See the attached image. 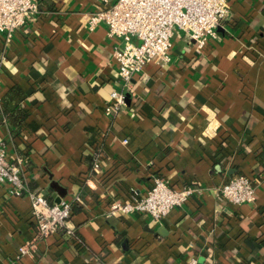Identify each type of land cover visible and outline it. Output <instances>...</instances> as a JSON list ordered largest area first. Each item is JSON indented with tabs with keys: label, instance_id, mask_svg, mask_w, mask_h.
Returning <instances> with one entry per match:
<instances>
[{
	"label": "crops",
	"instance_id": "obj_1",
	"mask_svg": "<svg viewBox=\"0 0 264 264\" xmlns=\"http://www.w3.org/2000/svg\"><path fill=\"white\" fill-rule=\"evenodd\" d=\"M97 0H39L34 21L9 42L0 34V141L22 159L30 190L52 203L72 200L66 228L34 235L29 198L0 185V264H264V0H232L230 16L202 48L177 30L171 61L145 65L122 91L106 27L82 14ZM24 94V121L8 123L1 98ZM123 139L127 141L124 142ZM101 153L98 172L88 147ZM242 173L257 179L255 201L233 205L219 185ZM164 177L201 192L160 221L108 214ZM29 242V253L19 246Z\"/></svg>",
	"mask_w": 264,
	"mask_h": 264
},
{
	"label": "built area",
	"instance_id": "obj_2",
	"mask_svg": "<svg viewBox=\"0 0 264 264\" xmlns=\"http://www.w3.org/2000/svg\"><path fill=\"white\" fill-rule=\"evenodd\" d=\"M231 1L97 0L95 8L82 14V22L89 30L104 25L109 37L120 39L111 56L117 63L122 91L110 93L112 102L105 107L106 112L113 114L125 105L123 91L130 88L133 77L140 74L145 65L155 62L164 66L171 61L172 38L177 30L193 40L198 50L209 38H216L218 28L230 16ZM39 11V0H0V34L5 42L11 40L16 30L34 21ZM87 149L89 164L98 172L102 158L98 146L95 144ZM22 171V159L9 160L4 143L0 141V185L9 195L29 198L35 222L34 235L46 237L63 229L70 235L72 231L66 228L67 222L72 203L79 202L80 197L75 195L72 200L50 203L43 193L29 189ZM256 182L257 179L248 175L235 174L219 185L220 199L233 205L254 202ZM200 192V187L195 184L177 188L164 177L154 175L144 193L130 200L111 202L107 213H143L160 221L172 208L183 205ZM29 242L19 246L21 255L29 253ZM185 264L198 262L191 257Z\"/></svg>",
	"mask_w": 264,
	"mask_h": 264
},
{
	"label": "trees",
	"instance_id": "obj_3",
	"mask_svg": "<svg viewBox=\"0 0 264 264\" xmlns=\"http://www.w3.org/2000/svg\"><path fill=\"white\" fill-rule=\"evenodd\" d=\"M23 99L24 94L20 87L16 84H13L11 87H9L1 98L3 112L6 114L9 124L17 125L20 123L21 120H25L26 111L20 107V104ZM48 201L50 202L49 199Z\"/></svg>",
	"mask_w": 264,
	"mask_h": 264
},
{
	"label": "water",
	"instance_id": "obj_4",
	"mask_svg": "<svg viewBox=\"0 0 264 264\" xmlns=\"http://www.w3.org/2000/svg\"><path fill=\"white\" fill-rule=\"evenodd\" d=\"M218 29H219V28H218ZM58 202H60V201H58ZM58 202H57V203H58Z\"/></svg>",
	"mask_w": 264,
	"mask_h": 264
}]
</instances>
